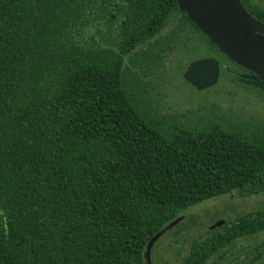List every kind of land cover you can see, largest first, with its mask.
I'll return each instance as SVG.
<instances>
[{
    "label": "trees",
    "instance_id": "obj_1",
    "mask_svg": "<svg viewBox=\"0 0 264 264\" xmlns=\"http://www.w3.org/2000/svg\"><path fill=\"white\" fill-rule=\"evenodd\" d=\"M240 2L264 23V0ZM205 57L264 103L176 0H0V264H145L185 210L264 197V121L221 113L213 87L197 117L161 104ZM209 228L181 264H264V204Z\"/></svg>",
    "mask_w": 264,
    "mask_h": 264
},
{
    "label": "water",
    "instance_id": "obj_2",
    "mask_svg": "<svg viewBox=\"0 0 264 264\" xmlns=\"http://www.w3.org/2000/svg\"><path fill=\"white\" fill-rule=\"evenodd\" d=\"M178 10L208 38L220 55L242 70L252 74V81H264V25L245 10L240 0H176ZM219 62L202 58L190 62L182 79L196 91L214 87L219 79ZM232 194L205 200L178 215L156 233L146 244L145 264H151L150 254L156 241L182 220L232 198ZM224 224L217 220L210 226L215 230Z\"/></svg>",
    "mask_w": 264,
    "mask_h": 264
},
{
    "label": "rangeland",
    "instance_id": "obj_3",
    "mask_svg": "<svg viewBox=\"0 0 264 264\" xmlns=\"http://www.w3.org/2000/svg\"><path fill=\"white\" fill-rule=\"evenodd\" d=\"M196 55L197 56H193V59L200 56V54ZM162 87L164 91H160L163 92L164 98L161 104L167 112L178 114L183 112L187 114L188 117H197L202 113L200 110L201 104L203 103L201 101V95L203 93L200 92L203 91L194 90L182 80H177L176 82L169 81V83ZM213 88L212 92L214 93L211 94V91L206 92L204 96L212 97L216 95V103L221 113L228 115L232 114L243 119L254 116L255 120L264 121V103L258 97L247 93V90L235 89V87L227 81L218 80ZM211 100L212 99L209 98L206 101L205 107L207 105L211 106ZM228 202H231L230 206L220 203L208 208L211 209L209 211L210 213L203 211L197 213L199 214L197 224L182 226L177 231L161 236L152 247L150 254L151 264H181L182 258L188 253L191 241L204 233L207 227H210L209 224H211L210 222L213 217L218 220L235 219L245 212L262 207L264 204V197L234 199V196H232ZM197 229H199V231H197ZM252 242V240H242L239 246L247 245Z\"/></svg>",
    "mask_w": 264,
    "mask_h": 264
},
{
    "label": "flooded vegetation",
    "instance_id": "obj_4",
    "mask_svg": "<svg viewBox=\"0 0 264 264\" xmlns=\"http://www.w3.org/2000/svg\"><path fill=\"white\" fill-rule=\"evenodd\" d=\"M260 23H261V22H260ZM261 24L264 25V23H261ZM219 70H220V68H219ZM234 73L237 74L238 76H240L241 78H246V79H248V80H250L249 77L252 76V74H251V75H248V76H245V75H242V74H238L237 71H235ZM219 79H220V75H219ZM219 79H218V80H219ZM214 87H215V86H214ZM209 89H210V88H209Z\"/></svg>",
    "mask_w": 264,
    "mask_h": 264
}]
</instances>
